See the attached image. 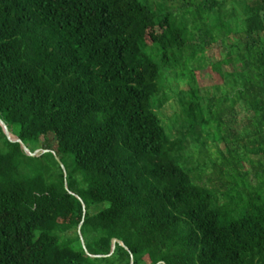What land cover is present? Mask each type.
<instances>
[{
	"label": "trees",
	"instance_id": "16d2710c",
	"mask_svg": "<svg viewBox=\"0 0 264 264\" xmlns=\"http://www.w3.org/2000/svg\"><path fill=\"white\" fill-rule=\"evenodd\" d=\"M158 1L0 0V120L51 151L36 167L0 128V264H264V0L238 18L198 0L192 31L177 17L191 5ZM205 69L222 84L202 89Z\"/></svg>",
	"mask_w": 264,
	"mask_h": 264
},
{
	"label": "rangeland",
	"instance_id": "374dc122",
	"mask_svg": "<svg viewBox=\"0 0 264 264\" xmlns=\"http://www.w3.org/2000/svg\"><path fill=\"white\" fill-rule=\"evenodd\" d=\"M156 1V0H155ZM167 2H164L162 0V6H164L163 8H161V14H166V13H171V12H178V9L182 6V5H191V7L188 9L187 12H182L181 14H178L177 17L180 18V27H186V26H190V30L189 31H192V28L194 26V17L193 15H200L198 13V5H197V1L198 0H166ZM160 2V0L158 1ZM242 2L243 0H227L226 2V8L228 7L229 10H234L235 13V16H238L241 14L240 12V5H242ZM157 5V4H156ZM158 7V5H157ZM237 9V10H236ZM192 14V15H190ZM190 15V16H189ZM233 16V17H235ZM176 17V18H177ZM190 17H191V20H190ZM232 18V17H231ZM236 18V19H237ZM220 19H218V17L216 19H214V22H219ZM235 19H233L232 21H234ZM201 32L198 33V39L199 41L201 40ZM191 56H192V53H191ZM205 57L207 58V63H210L212 62L213 64L214 63H218L219 61H222L223 60V51L220 49V46L218 45H214L212 44L210 46V48L207 50L206 54H205ZM189 56L188 54L184 53V55H182V67L185 66L186 64H191L192 68H194V65L193 63H189ZM155 62L158 63V61L155 59ZM212 66V65H211ZM181 68H179L178 72L181 73ZM197 77H198V81H199V85L202 89H211L213 86L215 85H221L222 84V79L219 75V73H217L215 70H209V69H205L204 71H200L198 74H197ZM175 80V78H171L170 79V82H173ZM176 82H179L178 80H175ZM162 85V84H161ZM186 86V85H185ZM184 86V87H185ZM183 86H180L179 88L180 89H184ZM157 101V97L154 98V102ZM181 104L178 102V99L175 98L174 100H172L171 102H169L166 106H164L161 111H160V115L162 116V119L164 120V122L166 123H169L171 124V121H170V118H173L177 113L180 114L181 112ZM237 114L234 115L233 119L234 120V123H233V126L236 127L237 129L236 130H233L235 131L237 134L238 133H241L243 130V124H244V121H243V118L245 117V108H238L237 109ZM1 128V127H0ZM2 129V128H1ZM3 131V129H2ZM11 131L14 133V134H17L18 133V128H11ZM4 134V132H3ZM6 137V136H5ZM14 138V137H13ZM216 138H219V132L217 131L216 132ZM7 139V138H6ZM8 140V139H7ZM9 142V141H8ZM49 146H51V148L54 147V141L53 139H49V142H48ZM207 144L208 146L206 147V154H203L206 159L207 158V152L210 156H212L213 158H219V153L218 151L220 149H223L225 150V143L224 142H216L214 139H208L207 140ZM5 140L4 138L0 135V149H4L5 148ZM47 145V144H46ZM44 143L42 142L40 144V147L44 148ZM29 148L31 150L34 151V148L32 146H29ZM37 153V157L36 158H33V159H36L35 161H33V164L32 165H35L36 167H38V163H39V166H49L50 165V162H51V158L50 156L45 155L47 151H43L42 152V149H39V150H36L34 153ZM51 151L47 152V153H50ZM42 155H45L41 158ZM29 164H31L30 162H27ZM243 163H244V169H245V172L250 174L251 172V167H250V164L247 160V157L244 156L243 158ZM65 167L68 169V172H70V168H71V163L67 160L66 163H65ZM25 171H27L28 173H31L33 171V168L30 166V165H26L25 168H24ZM56 172H59V169H55ZM253 179V178H252ZM246 190L244 189V186L241 185V187L239 188V192H245ZM245 194V193H244Z\"/></svg>",
	"mask_w": 264,
	"mask_h": 264
},
{
	"label": "water",
	"instance_id": "95a60500",
	"mask_svg": "<svg viewBox=\"0 0 264 264\" xmlns=\"http://www.w3.org/2000/svg\"><path fill=\"white\" fill-rule=\"evenodd\" d=\"M0 127L3 129L4 135L6 136V138L8 139V141H9L10 143H13V144H19L20 147H21V149H22V151H23L27 156H29V157H31V158H36V157H37V153H38V152H36V153H31V151H30V150H29V149L23 144V142H22L21 140H19L17 137H14V136H12V135L10 134V132H9V130H8V127H7V126L5 125V123H4L3 121H1V120H0ZM11 137H14L15 140H13ZM45 153H47V152H45ZM53 154H54V153H53ZM54 155H55V154H54ZM56 159H57V161H59V163L62 165V168H63V170H64V172H65V176H66V170H65V167H64L63 163L61 162V159H60L59 157H57ZM85 215H86V207H85V204H83V221H82V223H81V225H80V227H79V235H81V227L83 226V223H84V220H85ZM81 241H82V244H83L84 250H86V249H85L84 242H83V240H82V237H81ZM118 244H119L120 246L123 247V244L120 243L118 240H113V241H112V249H111V253H110L109 257L112 256V255L114 254L115 249H116V246H117ZM91 258H92V259H97V258H101V257L91 256Z\"/></svg>",
	"mask_w": 264,
	"mask_h": 264
},
{
	"label": "bare ground",
	"instance_id": "6f19581e",
	"mask_svg": "<svg viewBox=\"0 0 264 264\" xmlns=\"http://www.w3.org/2000/svg\"><path fill=\"white\" fill-rule=\"evenodd\" d=\"M13 140H15V138L11 137Z\"/></svg>",
	"mask_w": 264,
	"mask_h": 264
}]
</instances>
